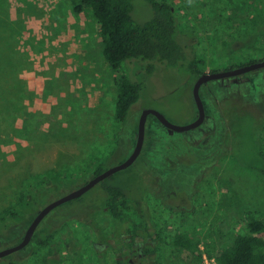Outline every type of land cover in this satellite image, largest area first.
Masks as SVG:
<instances>
[{
  "label": "rangeland",
  "instance_id": "rangeland-1",
  "mask_svg": "<svg viewBox=\"0 0 264 264\" xmlns=\"http://www.w3.org/2000/svg\"><path fill=\"white\" fill-rule=\"evenodd\" d=\"M167 1L178 21V40L204 57L205 73L264 60V0ZM133 5L137 23L153 17L145 0ZM102 49L92 12L75 14L70 0H0V218L16 209L24 191L36 203L18 210V218L0 220V252L22 241L44 206L88 183L97 163L107 158L106 168H111L129 157L143 111L155 110L175 126L196 121L197 78L186 68L159 64L147 76L145 65L133 61L114 70ZM121 76L143 86L124 124L115 119L116 79ZM202 93L208 112L204 126L170 134L149 116L145 157L106 181L141 196L143 168L180 166L176 156H186L175 178L169 169L144 174L148 202L172 188L190 194L188 202H181L188 216L168 217L159 210V221L149 227L162 230L170 244L180 233L200 241L193 254L163 247L160 264H221L208 256L207 244L221 249L246 234L250 213L264 221V177L249 167L257 164L256 146H263L258 123L264 117V70L212 81ZM44 178L48 188L35 190L36 180ZM174 181L179 187L172 186ZM86 197L55 209L36 231L37 238L0 264H118L111 249L98 250L93 243L111 244L114 236L121 241L120 227L105 217L93 223ZM49 237L51 244L37 243Z\"/></svg>",
  "mask_w": 264,
  "mask_h": 264
},
{
  "label": "trees",
  "instance_id": "trees-1",
  "mask_svg": "<svg viewBox=\"0 0 264 264\" xmlns=\"http://www.w3.org/2000/svg\"><path fill=\"white\" fill-rule=\"evenodd\" d=\"M133 1L70 0L75 14L80 15L86 10L92 12L99 24L104 58L112 69L118 70L122 64L134 61L145 65L142 66V72L147 76L152 75L159 64L186 68L192 78L204 74L206 70L204 57L197 56L178 40L179 26L173 6L167 0H145L153 9V17L148 22L139 24L132 16ZM254 62L258 61H249L245 65ZM116 88L115 119L118 123L124 124L140 100L143 86L126 76H121L116 79ZM258 124L260 134L263 136L260 138L263 146H256L253 155L257 164L249 167L264 177V117ZM106 162L107 158L97 163L95 175L105 171ZM35 183V190L44 191L48 188V181L45 178L37 179ZM107 190L109 193L107 207L116 225L120 227L119 233H127L135 239L140 232H145L147 223L137 219L136 216L140 213L133 207L124 191L118 187H108ZM34 205L36 203L31 192L24 191L18 198L16 209L6 211L0 220L4 222L7 217L18 218V210L24 211ZM52 239L49 237L37 243L49 245ZM174 241L176 246L187 248L192 254L199 250L200 241L189 234H178ZM207 249L208 256L221 264H264V221L250 213L246 234L236 236L233 242L224 248L220 249L214 243H209Z\"/></svg>",
  "mask_w": 264,
  "mask_h": 264
},
{
  "label": "flooded vegetation",
  "instance_id": "flooded-vegetation-1",
  "mask_svg": "<svg viewBox=\"0 0 264 264\" xmlns=\"http://www.w3.org/2000/svg\"><path fill=\"white\" fill-rule=\"evenodd\" d=\"M237 67H240V66H237ZM237 67H235V68H237ZM235 68H229V69H225L223 71H216V72L210 71L209 73L224 72V71L232 70ZM204 74H207V73H204ZM202 75H200L198 77H193V78H197V80H198ZM241 77H243V76H241ZM238 78H240V77H238ZM238 78H228V79H223V80H231V79L237 80ZM197 80L195 79V84H196ZM215 81H222V80H215ZM211 82H208L201 87V91H200L201 97L203 96L202 92H203L204 87L206 85H209ZM202 100H203V97H202ZM203 102H204V100H203ZM204 106H205V102H204ZM196 108H197V106H196ZM205 110H206V114L208 115L206 107H205ZM196 113H197V119H198V116H199L198 115L199 114L198 109H196ZM157 122L159 123L158 120H157ZM207 122H208V120H206L204 122V124L201 125L200 127L204 126ZM221 126H222V124H221ZM144 148H145V145H144ZM144 148H143L142 154L135 161V163H137L141 159V157H143V154L145 157L146 151L144 150ZM131 154L129 155V157L131 156ZM187 155H188V153H187ZM181 156L186 157L182 153V154L177 155L175 158L177 160V165H180V166H171V167L165 166V167H161V168L158 166L155 169L151 168L149 166V167L143 168L141 171V176H140L141 180H142V195L141 196L136 197L134 195L132 188H130L128 186H117L116 182H110V183L106 182L107 180L111 179L113 176L118 174L119 173L118 172V173L112 175L111 177L107 178L106 180L97 184L93 189L88 191L85 195H83L79 199H76V200H73L69 203H66V204H70V205H72L76 202L80 203L83 200L82 198L87 196L86 197L87 200L85 201V205H86V207L89 208V219L93 223L94 222L97 223V222L104 220V217L111 222H115L113 215L111 214L109 208L107 207V199L109 196L107 188L108 187H118L124 191V193L127 195L129 200L131 201V204L133 205V207L136 208L137 212L140 213L139 216H136L137 219L145 221L147 223L148 233L150 230L149 234H147L146 231L140 232V235L137 236L135 239H132L131 235H129L127 233H123L121 236L122 237L121 241L118 240L117 238H115V236H114L113 243H111V244L105 243L104 241L95 242V243H93V247L95 249H98V250L100 249L102 251L103 250L108 251L109 249H111L116 256L115 258L117 260V263H120V264H160L159 255L162 251V248L163 247L167 248V246H169V245H171L173 250H175V251L180 250L182 252H190L187 248H181V247H178L175 245L174 239L177 237L178 234L174 235L173 239H171L172 244H170L169 242H166L165 239L163 238L164 236L162 234V230H159L155 226L150 228L148 225L149 222L154 221V223H157L159 221L157 218V213H156L159 210H165L166 212H168L169 213L168 217L176 216L179 218H184L185 216H188L187 215L188 214L187 209L182 210V206H184V205L181 202L186 203L189 201V196H190L189 193L184 192V190H182L180 188H172L167 193L164 191H161V192H158L157 195H155V194L153 196L149 195L152 198V201L148 202L147 192H146V188H145V181H144L145 180L144 174L149 173V175L151 177V176H153V174H150V173L154 172L155 170L161 171V173H165L167 171V169H169V170H171L170 173L172 174L173 178H175V176L180 175L181 171L185 167V164L183 163L185 161L182 160L183 157H181ZM129 157H127L125 160H127ZM124 161L120 162L119 164L123 163ZM159 162H160V164H164V163L167 164V163L172 162V161H167V162L166 161H158V163ZM106 166H107V164H106ZM131 167H129V168H131ZM108 169H110V167L106 168L105 171H107ZM128 169H126V170H128ZM104 172H102V173H104ZM95 173L96 172H95V168H94L92 178L90 180H92L98 176V175H95ZM178 185L179 184L176 181H174V184H172V186H176V187H179ZM190 200L194 206V194L190 197ZM99 202H100V205H99ZM171 203L176 204L175 208H174V206H172ZM153 207H154V210H153ZM51 213L43 220V222L40 224V226L45 222V220L47 218H49L51 216ZM130 213H131V211H130ZM131 214H133V212ZM99 216H101L102 218L98 219ZM43 233H46L45 229L43 230ZM55 233H56V231L53 230V234L51 236H53ZM147 235H149V237ZM180 235H185V233H180ZM100 237H103V235L101 234V235L97 236L98 239ZM126 238H127V240H124Z\"/></svg>",
  "mask_w": 264,
  "mask_h": 264
},
{
  "label": "water",
  "instance_id": "water-1",
  "mask_svg": "<svg viewBox=\"0 0 264 264\" xmlns=\"http://www.w3.org/2000/svg\"><path fill=\"white\" fill-rule=\"evenodd\" d=\"M259 70H264V60L254 62L249 65H244L237 67L232 70L224 71V72H217V73H207L203 74L196 82L193 90V96L194 100L198 109V119L188 126H175L172 123H170L167 118L162 115L161 113L155 111V110H145L142 112L139 123H138V132H137V142L136 146L134 148V151L132 152L131 156L125 160L123 163L114 166L104 173L98 175L96 178L90 180L88 183L83 185L82 187L78 188L77 190H74L70 192L69 194L49 203L47 206H45L43 209L39 211L37 216L34 218L32 223L30 224L29 228L27 229L22 241L6 250H3L0 252V259L8 257L12 254H15L17 252H20L26 247H28L31 242L33 241L34 235L40 226V224L43 222V220L56 208L69 203L73 200L79 199L83 195H85L88 191L93 189L97 184L100 182L106 180L107 178L111 177L112 175L126 170L129 167H131L135 161L139 158V156L142 154L145 140H146V128H147V121L149 116H154L159 123L166 128L170 134L174 133H185L191 130H195L199 128L201 125L204 124L207 118L204 102L201 97V87L211 81L215 80H223L228 78H238L244 75H247L252 72H256Z\"/></svg>",
  "mask_w": 264,
  "mask_h": 264
},
{
  "label": "built area",
  "instance_id": "built-area-1",
  "mask_svg": "<svg viewBox=\"0 0 264 264\" xmlns=\"http://www.w3.org/2000/svg\"><path fill=\"white\" fill-rule=\"evenodd\" d=\"M212 261L214 262V259Z\"/></svg>",
  "mask_w": 264,
  "mask_h": 264
}]
</instances>
